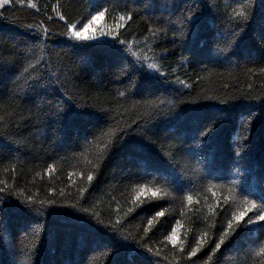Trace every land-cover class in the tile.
Wrapping results in <instances>:
<instances>
[{"label":"trees","instance_id":"1","mask_svg":"<svg viewBox=\"0 0 264 264\" xmlns=\"http://www.w3.org/2000/svg\"><path fill=\"white\" fill-rule=\"evenodd\" d=\"M96 2L31 0L33 8L29 0H0V49L16 61L0 77V197L6 202L0 264H114L117 259L126 264H264V228L241 229L212 253L222 220L226 226L236 208L231 204L225 214L219 204L225 196L242 198L241 183L255 184L264 171V0L181 2L175 13L168 0H129L128 9L137 14L119 38L131 42L130 51L124 45V56L151 76L147 81L129 75L126 62L117 64L98 49H73L59 35L65 25L54 16L53 5L59 3L69 22L82 27ZM189 8L202 9L204 17L203 27L192 37L186 35L188 25L181 16ZM126 11L114 6L97 25L112 29L117 14ZM40 24L52 33L43 47L34 39ZM13 47L23 55H16ZM85 57L91 62H84ZM41 58L43 67L34 64V70L24 71ZM149 63H156L158 71L148 69ZM49 65L53 71L59 66L61 75L69 71V94L82 105V114L60 132L52 122L57 116L46 124L33 116L25 124L29 111L37 112L32 106L36 98H18L30 92L33 79ZM121 69L127 79L120 76ZM160 73L165 75L156 79ZM40 95L44 100L37 103L48 112V100L59 92L50 88ZM180 109L187 119L177 126L170 116ZM206 132L205 144L199 138ZM190 145L204 154L215 151L213 175L174 185L161 172L146 174L150 160L162 170L171 171V164L178 162L204 175L207 169L187 151ZM245 163L255 168V176L246 173ZM88 172L93 173L92 182L87 181ZM147 190L157 196L148 192L145 199ZM29 196L39 211L21 203ZM157 211L164 216L156 217ZM109 222L115 228H105ZM173 228L175 245L166 239ZM205 233L212 237L209 245L189 258L188 251ZM114 241L121 247H114Z\"/></svg>","mask_w":264,"mask_h":264},{"label":"snow or ice","instance_id":"2","mask_svg":"<svg viewBox=\"0 0 264 264\" xmlns=\"http://www.w3.org/2000/svg\"><path fill=\"white\" fill-rule=\"evenodd\" d=\"M4 4L9 3V0H2ZM18 2L23 3V0H18ZM132 2H143L146 4H157L158 0H132ZM169 3H171L172 7L170 11L172 13H175L177 8L179 7V4L181 2L188 4L190 3H202L203 0H168ZM128 3L129 0H97L95 3V8L92 12L89 13L90 19H87V22L81 21L80 23L83 24L81 27L80 24H76L74 22H69L68 17L60 11L61 5L55 4L53 5V13L54 16L63 24L65 25V31L59 33L60 36L66 37L67 40L65 43H68L69 46L73 49H80L83 47L98 49L102 52H105L109 56H111L117 64L121 63L122 61L126 62L128 68L130 69L129 75L132 73L138 74L139 78L142 80H149L151 79V76L142 73L139 68H136L133 61L127 59V57L124 56V52L122 49H124V45L127 43L129 45V49H126L125 51H130L131 42L121 40L120 34L123 29H125L133 20L134 15L137 13H134L132 10L128 9ZM29 4L31 7L35 8L36 5L31 3V0H29ZM107 5V7H105ZM115 7H120L124 10H127L123 14H117L115 17V27L109 30H105L102 26H98L97 22L100 21L103 18H106L110 11H114ZM189 14L187 16H182V22L186 23L188 25V32L186 35L188 37H192L195 34H197L200 29L203 27L204 23V17H203V10L200 11H192L191 8L188 9ZM240 17H242L244 20L248 19V16L246 13L241 12ZM49 20L52 19V17L48 18ZM174 26V22H170ZM25 27L32 28L33 25H25ZM37 31L40 33L39 36H35L34 39L37 41V43L43 47L48 43V38L52 34L51 29L48 27H45L43 24L36 25L35 26ZM173 35L175 36L176 33L174 32ZM84 41H90V44H83V43H76V42H84ZM238 41L237 43H239ZM172 43H176V40L173 39ZM183 43L187 44V41L185 40ZM33 48L36 47V45H32ZM13 52L16 53V55H23V50L17 49L13 47ZM132 55H135L133 53ZM50 60V57H48ZM84 62H91L90 57L82 58ZM223 59L227 60L228 57L225 56ZM16 61L11 56H5L3 54V50L0 49V77H3L5 71L11 67L13 64H15ZM43 67L45 64V60L43 58L35 60L33 63H30L27 68L24 69L25 72H28L29 69H33V65ZM148 69H154L158 71V66L156 63H149L147 64ZM165 74L160 73L159 76H156V79H160ZM120 76H123L124 79H127V75L124 74V70L121 69ZM71 82V77L69 74V71H65L63 75H61V68L59 66L56 67L55 71H53V68L51 65L48 66L46 72H41L36 78L33 79V82L31 85H29L30 92L26 93L23 97H18L21 100H28L30 97L35 96V100L32 101V106L37 108V112L33 113L29 111L28 116L26 117L24 123H29L33 116L36 117V119L40 120L42 123H48L52 121L53 116H57L58 118L52 122L59 125L57 128V132H60L62 128L64 127L66 122H70L75 117L82 114L81 108L82 105L77 103V100L74 98L73 94H69V89L67 88V85ZM118 82H121L118 79ZM52 88L53 91L59 92V96H54L52 99L48 100L47 106L49 108L48 112H43L42 109H40V103L43 102L44 97L40 95L41 91ZM48 95L49 93H45ZM119 95L121 97L124 96V92H119ZM15 97V94H13ZM207 99H211L212 97H206ZM39 101L40 103H37ZM55 105H59L58 112H53L52 109L55 107ZM106 111V109H105ZM170 119L175 122L177 126H180L183 124V122L187 119L186 113L180 109L176 112L172 113L170 116ZM132 129L129 128L128 131H131ZM145 131L147 129H144ZM110 132H113L114 130L110 129ZM3 134L0 133V136ZM210 135V132H206L200 136V140L203 143L208 142V136ZM122 139V137H121ZM193 140L197 139L195 136L192 137ZM105 145H101V148H104ZM138 147V150L142 151V149ZM189 153H191L197 160L198 163H203L204 167L207 169V171L204 173V175H198L197 172L203 171V170H195L190 172L187 167L181 168L179 163H172L171 164V171L168 169H161L158 167L154 162L148 160L146 164V169H148V172L146 174H150V172H161L162 175L166 180H168L172 184H176L177 182H187L192 183V177L195 176L196 179H204L205 176L213 175V173L216 171V153L215 151H212L211 154H204L202 152V149L197 146H189L187 149ZM243 159V157H239L238 160ZM169 162L171 163V158H169ZM51 167V166H50ZM95 168L96 165H93ZM242 167L245 169L246 173L251 174L253 176L256 175L255 168L245 163L242 165ZM264 168V165L261 166ZM179 169V171L177 170ZM219 178V177H216ZM94 179L93 173L88 172L87 173V181L92 182ZM234 191V190H230ZM81 194L85 192L84 188H80ZM148 192H151V197H156L157 193L151 190H147L143 192V195L145 199L148 198ZM240 193L242 194V198L240 196H225L223 198L224 202L219 204V207L224 209L225 214L228 213L229 208L231 207V204H236L235 210L231 211L230 218H227L226 220V226L223 223V220L221 222V226L223 227V231L220 233L219 239L215 241V246L212 247V253H217L218 250L222 248V246L225 245V242L230 240V238L234 237L241 229H245L248 231H251L254 228H264V171L261 172L259 175L257 182L255 184H248L246 181L242 182L240 185ZM163 195V193H161ZM192 197L189 196L188 200H191ZM24 204L25 207H27L29 210L39 211L38 208L35 207L36 201H34L33 197L29 196L26 198V202H21ZM46 203L53 204L55 201L49 200ZM73 207H76L75 205H72ZM6 208V202L4 198L0 197V223L4 222V213ZM214 209L213 207L209 208V212H212ZM78 211L88 213L89 209L87 208H79ZM133 211L132 208L128 209V212L131 213ZM156 217H163L164 213L161 211H157L155 213ZM97 223H103L101 221H97ZM117 223H119V220H117ZM153 221L151 219L148 220V224L152 225ZM105 228H108L109 230L115 228L114 224H105ZM147 232L148 230L145 229ZM166 239L170 240L174 245L177 243V235H176V228L172 229V234ZM212 240L211 236H208L207 233L202 235L196 240L195 246L192 247L191 251H188L187 256L189 258L196 257L197 253L201 251V249L205 248L209 245V241ZM181 248L184 247L183 241H181ZM114 247L119 248L121 247L119 241H114ZM148 252H151V248L147 249ZM264 251V249H262ZM114 255H119L118 253H114ZM114 264H126L125 261L117 259ZM140 264H143V261L140 262ZM238 264H241V262H238Z\"/></svg>","mask_w":264,"mask_h":264}]
</instances>
